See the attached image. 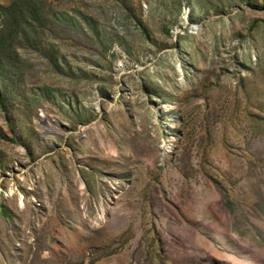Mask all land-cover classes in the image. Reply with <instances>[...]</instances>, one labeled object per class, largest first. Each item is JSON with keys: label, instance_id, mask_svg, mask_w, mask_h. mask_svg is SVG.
I'll list each match as a JSON object with an SVG mask.
<instances>
[{"label": "rangeland", "instance_id": "obj_1", "mask_svg": "<svg viewBox=\"0 0 264 264\" xmlns=\"http://www.w3.org/2000/svg\"><path fill=\"white\" fill-rule=\"evenodd\" d=\"M125 1L66 3L65 75L22 51L0 264H264V0Z\"/></svg>", "mask_w": 264, "mask_h": 264}, {"label": "trees", "instance_id": "obj_2", "mask_svg": "<svg viewBox=\"0 0 264 264\" xmlns=\"http://www.w3.org/2000/svg\"><path fill=\"white\" fill-rule=\"evenodd\" d=\"M61 1L65 6H55V9L49 0H12L0 6V79L5 83L0 89V102H5L10 84L22 79L29 68L28 60L22 55L24 50L37 52L48 65L65 75L64 69L68 66L66 56L54 43L57 39L54 28L66 19L69 10L66 3L70 0ZM70 9L82 24H91L92 15L88 11H82L76 4ZM132 20L136 25L140 22L134 14Z\"/></svg>", "mask_w": 264, "mask_h": 264}]
</instances>
